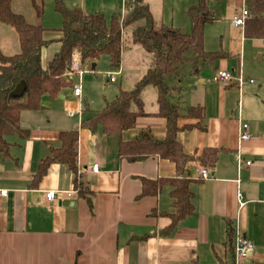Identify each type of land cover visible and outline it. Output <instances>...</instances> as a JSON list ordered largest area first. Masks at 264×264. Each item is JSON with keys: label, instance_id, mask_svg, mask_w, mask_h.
Here are the masks:
<instances>
[{"label": "crops", "instance_id": "1", "mask_svg": "<svg viewBox=\"0 0 264 264\" xmlns=\"http://www.w3.org/2000/svg\"><path fill=\"white\" fill-rule=\"evenodd\" d=\"M127 1L71 0L69 8L79 6L86 13L123 19ZM206 2L214 21L205 27V50H221L227 56L194 72L188 68L178 80L180 89L174 96L184 112L201 107L205 114V129L197 127L199 119L182 117L177 135L185 154L194 158L181 177L190 180L194 213L180 220L170 234H162L172 223L169 215L176 211L171 187H163L155 197H138L142 179L178 177L176 164L158 156L136 162L119 156L121 142L147 136L165 140L167 121L155 115L157 90L155 107H146L145 88V114L137 118L134 127L112 136L104 134L101 127L92 132L84 124L105 106L92 108L83 87L81 99L73 90L70 94L64 90L56 98L46 94L39 110H26L20 116V128L27 135L8 137L9 154L0 152V189L8 190L0 195V264H234L238 231L255 246L251 257L241 264H264V37L246 34L252 17L246 0ZM244 8L250 17L238 27L233 19ZM215 23L220 27L210 30ZM175 25L173 20L162 27L182 35L192 31V21ZM61 37V32L45 33L46 40L54 41L48 47H57L52 56L48 47L43 49L44 66L59 51L57 40ZM137 45L134 43V51ZM124 52L125 47L118 68L110 65L118 76L126 72ZM83 69L89 71L86 66ZM149 69L142 68V77ZM219 70L236 75L242 71L243 84L214 83L212 77ZM117 81L115 78L114 83ZM134 110H138L135 105ZM242 123L249 126L248 141L239 139ZM74 130L79 136L77 174L65 164L53 163L43 179L32 184L41 161L51 154L52 147L59 146L60 134ZM208 148L217 150L212 166L200 160ZM95 164L100 166L99 173L91 172ZM202 169H208L211 177L199 178ZM79 188L90 193L91 202L80 195ZM49 191L56 193L51 201L46 199ZM239 192L244 197L243 207Z\"/></svg>", "mask_w": 264, "mask_h": 264}, {"label": "trees", "instance_id": "2", "mask_svg": "<svg viewBox=\"0 0 264 264\" xmlns=\"http://www.w3.org/2000/svg\"><path fill=\"white\" fill-rule=\"evenodd\" d=\"M206 1L199 0L197 5L190 7L188 13L193 24L192 31L188 35H182L159 27L148 5L138 0L127 1L123 19L118 16L108 19L101 12L86 13L79 6L69 8L64 0H55V9L62 17V27L51 31L62 33V37L57 40L60 49L44 66L42 51L54 41L44 38L50 29L41 23L44 16L43 5L33 2L37 23H30L25 16L14 12L12 0H0V22L15 28L19 37L18 53L6 55L0 49V152L9 154L11 144L8 137L15 134L27 135L20 128L23 111L39 110L44 95L56 98L62 91L72 87L70 71L74 60L82 67L92 70V65L106 56L112 67L118 68L122 62L124 32L128 27L145 21L144 26L133 30V42L154 55L155 65L137 82L134 89L120 88L116 98L108 101L102 110L94 112L84 124L92 132L101 127L108 136L120 135L124 130L134 127L137 118L145 114L142 99L144 89L148 86L156 88L158 112L155 115L167 121L165 140L158 141L147 136L121 142L119 156L129 162L158 156L176 164L178 177L142 179V193L138 197H155L163 187H171L170 194L176 211L169 215L172 223L162 232L170 234L180 220L193 214L195 210L193 193L189 188L190 180L181 178L185 174L187 163L194 158L186 155L178 142L177 135L181 130L179 120L182 117L197 118L200 120L197 127L205 129L203 108L189 107L184 112L180 104L174 102V96L180 89L177 83L188 68L194 72L199 66L213 64L227 56L221 50H205V27L214 21V13ZM246 4L252 15L246 24V34L248 37L263 38L264 0H246ZM20 84L23 86V93L14 95ZM134 105L138 108L137 111L134 110ZM78 140V131L62 132L59 146L52 147L51 154L41 161L32 184L39 183L53 163L65 164L77 174ZM216 155V149L208 148L200 156V160L204 165L212 166ZM79 193L90 201L89 192L79 188Z\"/></svg>", "mask_w": 264, "mask_h": 264}, {"label": "rangeland", "instance_id": "3", "mask_svg": "<svg viewBox=\"0 0 264 264\" xmlns=\"http://www.w3.org/2000/svg\"><path fill=\"white\" fill-rule=\"evenodd\" d=\"M38 5H43L44 16L41 23L47 29H59L62 27V17L55 9V0H12V8L14 12L22 14L30 23H37L36 10L33 2ZM68 7H71V0H64ZM199 0H143V3L149 4V9L153 15L156 24L162 27L163 24H170L175 21V26L188 23L190 18L186 14V10L192 6L197 5ZM163 8V10H162ZM187 8V9H186ZM145 21H141L131 27H128L124 32V67L126 72L122 76L114 74L116 72L111 68L108 57L104 56L97 61L96 71L89 70L83 75H75L72 80V87L82 83V87L89 95V104L94 109L103 108L105 100H112L118 94L119 86L124 89H134L138 81L143 79L142 68L145 66L152 68L155 65V57L153 54L146 52L140 45H137L134 51V42L132 37L133 30L138 26H144ZM219 24L210 26V30L218 29ZM57 34V33H56ZM55 34V35H56ZM210 36V35H209ZM208 45L209 39H208ZM55 44L48 47V54L52 56L56 49ZM0 49L6 55H12L19 52V38L15 28L7 26L0 22ZM96 64V63H95ZM107 71H110L109 73ZM114 77L118 81L116 83L111 81ZM72 87L65 90V93L70 94ZM148 89V90H147ZM146 94L144 101L147 108H154L155 91L152 86L146 87ZM154 94H152V92ZM113 94V95H112Z\"/></svg>", "mask_w": 264, "mask_h": 264}, {"label": "built area", "instance_id": "4", "mask_svg": "<svg viewBox=\"0 0 264 264\" xmlns=\"http://www.w3.org/2000/svg\"><path fill=\"white\" fill-rule=\"evenodd\" d=\"M248 17H250V12L246 8H244L241 14L233 19V23L238 27H243ZM84 71L85 70L80 65V63L77 60H74L72 62V67L70 71L71 80H73V77L75 75H79L81 78ZM111 81L114 82L115 78L112 77ZM212 81L214 83L224 84V85H229L236 82L239 86H241L244 82V77L242 71H240L239 74L236 75L230 71L219 70L213 75ZM72 90L77 98L80 99L82 98L83 91H82L81 83H79L78 85H74L72 87ZM239 139L240 141H248L251 139V135L249 133V126L247 123L241 124L239 129ZM91 172L99 173L100 166L98 164L93 165V167L91 168ZM198 177L208 179L211 177L210 171L208 169H202L198 172ZM7 193L8 190L0 189V195H6ZM55 197H56V193L54 191H49L46 193V199L48 201L55 199ZM238 201L241 207L245 205L244 197L241 192L238 193ZM254 250H255L254 244L244 234L238 231L235 235V240H234V252H235L234 264H241L247 261L253 254Z\"/></svg>", "mask_w": 264, "mask_h": 264}, {"label": "water", "instance_id": "5", "mask_svg": "<svg viewBox=\"0 0 264 264\" xmlns=\"http://www.w3.org/2000/svg\"><path fill=\"white\" fill-rule=\"evenodd\" d=\"M95 67H96V64L94 63L92 65V69H95ZM22 93H23V86L20 84V85H18L14 95H21Z\"/></svg>", "mask_w": 264, "mask_h": 264}]
</instances>
